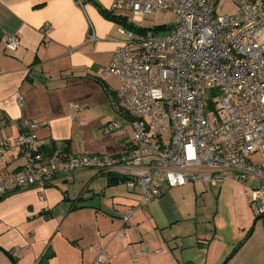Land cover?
<instances>
[{"label":"crops","instance_id":"crops-1","mask_svg":"<svg viewBox=\"0 0 264 264\" xmlns=\"http://www.w3.org/2000/svg\"><path fill=\"white\" fill-rule=\"evenodd\" d=\"M103 10L110 11V0H84L82 5L77 0H0V123L7 124L0 127V141H15L22 123H38L31 152L39 163L53 162L62 153L119 155L132 141L124 130L131 126L121 123L114 105L118 89L101 78L122 39L120 24ZM8 35H18L16 50L7 49ZM65 73L77 76L72 94L66 93L63 81L53 82ZM88 78L94 81L84 80ZM86 82H91L88 88ZM66 96L71 98L68 105ZM72 104L82 108L75 113ZM90 105L99 108L93 125L86 123ZM114 122L122 127L104 134V127ZM97 124L101 130L93 129ZM26 161L22 153H12L4 174L20 170ZM246 187L253 190V185ZM219 188L221 192V186L214 189ZM211 190L206 184L164 187L126 225L122 215L139 203L140 191L129 189L126 181L111 184L108 175L83 170L46 189L12 194L0 199V264H13L4 251L17 264H39L50 247L49 264H95L100 247L108 264H201L202 248L211 250L218 239L198 226L203 213L199 198ZM188 192L194 193V204ZM183 225L188 226L184 234L177 231ZM187 235L199 253L194 257L185 252ZM243 237L233 236L220 256L228 255ZM146 248L150 254L141 257Z\"/></svg>","mask_w":264,"mask_h":264},{"label":"built area","instance_id":"built-area-1","mask_svg":"<svg viewBox=\"0 0 264 264\" xmlns=\"http://www.w3.org/2000/svg\"><path fill=\"white\" fill-rule=\"evenodd\" d=\"M222 2L235 11L219 16ZM110 11L135 26L120 24L122 39L103 69L120 82L114 105L131 126L132 141L119 155L62 153L39 163L31 152L39 124L22 123L15 141H0V199L46 189L83 170L119 175L141 195L123 213L126 225L164 187L218 188L233 179L253 185L254 214L264 216V0H110ZM153 15H168L171 22L144 27ZM6 47L16 50L18 35H8ZM71 107L75 113L82 108ZM121 127L109 123L104 134ZM14 152L27 161L4 174ZM150 252L143 249L140 256ZM108 262L105 249L98 248L95 264Z\"/></svg>","mask_w":264,"mask_h":264},{"label":"rangeland","instance_id":"rangeland-1","mask_svg":"<svg viewBox=\"0 0 264 264\" xmlns=\"http://www.w3.org/2000/svg\"><path fill=\"white\" fill-rule=\"evenodd\" d=\"M219 16L231 14L235 11V6L228 2H222L217 8ZM171 18L168 15L155 16L153 15L149 20L145 21L142 25L148 28H154L155 26L162 24H169ZM104 67L100 65L99 68ZM97 72L94 71L93 74ZM60 76V75H59ZM79 76V75H78ZM77 78L76 75L70 73H65L62 75V79L55 77L54 84H59L63 81L64 90L66 93L72 94L74 90L73 82ZM102 80L108 81L110 88L118 89L120 87V82L112 74H104L101 76ZM85 81H94L92 78L84 79ZM103 82V81H100ZM91 82H86L84 84L85 88H88ZM66 104L68 105L71 98L65 97ZM88 114L86 118V123L93 125L95 120L99 118V108L96 105H90L88 108ZM121 123H128V121L119 114ZM113 121V120H112ZM93 129H100V124H97ZM127 135L133 139V131L131 128L124 129ZM101 133V132H100ZM103 134V132H102ZM104 135V134H103ZM260 159V156H256ZM192 185H204L201 183H195ZM221 192L219 189H214L210 191L209 195L202 199L199 198V205L203 208V213L198 216V226H204L206 233L213 238L218 236L217 241L212 245L211 250L207 248H202V263L201 264H225L226 261L232 256L235 249L243 243L248 235L251 237L247 240L244 246L238 251V253L232 257V259L226 264H256V261L264 264V218L259 219L258 216L254 214V204H253V193L251 188L240 185L237 181L233 179H227L221 184ZM220 192V194H219ZM188 201L193 203L196 200L194 193L188 192L186 194ZM258 221L255 223V221ZM178 232L183 234L188 232V226L183 225ZM242 236L243 242L240 241L231 250L228 255L220 256L222 250H227L226 245L232 241L233 236ZM185 241V252L189 253L190 256H196L197 250L192 249V245L189 243V239L192 237L190 235L186 236ZM207 250V251H206ZM220 256V257H219Z\"/></svg>","mask_w":264,"mask_h":264},{"label":"trees","instance_id":"trees-1","mask_svg":"<svg viewBox=\"0 0 264 264\" xmlns=\"http://www.w3.org/2000/svg\"><path fill=\"white\" fill-rule=\"evenodd\" d=\"M103 14L105 15V17H107L108 19H110V20H112V21H114V22H116V23H119V24H124L125 26H127L128 28H130V29H135V26L133 25V24H131V23H128L127 22V20L126 19H123L120 15H116V14H114L113 12H111V11H108V10H103ZM162 29V27H158L157 29H156V31L157 30H161ZM116 98V97H115ZM109 176V182L111 183V184H113V183H118L119 181H126V177H123V176H119V175H108ZM259 218V217H258ZM241 245V244H240ZM239 245V246H240ZM238 246V247H239ZM237 247V248H238ZM236 248V249H237ZM235 249V250H236ZM8 253V252H7ZM8 254H10V253H8ZM11 255V254H10ZM12 256V255H11Z\"/></svg>","mask_w":264,"mask_h":264},{"label":"water","instance_id":"water-1","mask_svg":"<svg viewBox=\"0 0 264 264\" xmlns=\"http://www.w3.org/2000/svg\"><path fill=\"white\" fill-rule=\"evenodd\" d=\"M33 77H35L37 80H39L38 75L33 74ZM261 218H264V216L259 217V219H261ZM257 221H258V219L255 221L254 224H256ZM250 237H251V234L248 235L247 239H246L243 243H241V245H240V246H239V247L233 252L232 256L229 257V259L226 261V263L230 260V258H232V257L238 252V250L240 249V247L243 246V245L247 242V240H248ZM3 251H4V250H3ZM4 253L9 257V259L12 261L13 264H17V262H16V260L14 259L13 256H11L10 254H8L6 251H4ZM52 256H53V248L50 247V248L46 251V253L43 255V257L41 258L39 264H49V260L52 258ZM226 263H225V264H226Z\"/></svg>","mask_w":264,"mask_h":264}]
</instances>
